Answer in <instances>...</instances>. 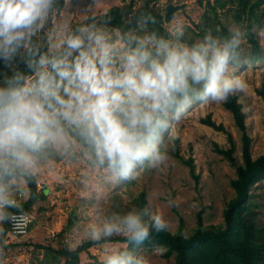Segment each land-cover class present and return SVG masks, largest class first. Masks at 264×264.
Here are the masks:
<instances>
[{"label":"clouds","instance_id":"clouds-1","mask_svg":"<svg viewBox=\"0 0 264 264\" xmlns=\"http://www.w3.org/2000/svg\"><path fill=\"white\" fill-rule=\"evenodd\" d=\"M59 3L0 0V225L21 231L24 213L13 210L28 184L75 161L83 165L81 201L97 203L82 206L86 219L66 242L69 251L114 235L139 245L166 221L147 207L105 212L98 203L105 185L131 178L145 163L161 166L170 121L194 101L225 102L244 90L245 82L228 73L246 28L231 24L227 36L207 29L189 42L183 24L162 33L150 27L148 13L122 29L89 7L95 0H84L75 20L58 18ZM102 259L148 264L126 247H111Z\"/></svg>","mask_w":264,"mask_h":264},{"label":"rangeland","instance_id":"rangeland-1","mask_svg":"<svg viewBox=\"0 0 264 264\" xmlns=\"http://www.w3.org/2000/svg\"><path fill=\"white\" fill-rule=\"evenodd\" d=\"M125 1L131 0H95V4L89 7L98 14ZM156 3L163 14L169 3H186L165 23L167 27L183 24L187 37L193 36L194 30L198 31L196 24L207 8V0H156ZM84 6V0H64L63 7L58 8V18L70 15L75 20L80 17ZM218 13L227 27L231 24L243 26L234 18L231 8H219ZM254 32L264 48V17L260 24L254 26ZM194 37L200 38L197 35ZM249 46L245 36L238 56L240 63L230 64L228 74L236 75L245 82L244 90L237 94L246 113L247 129L252 137V154L257 157L264 151V59L249 63L245 57ZM163 148L167 159L161 166L152 168L145 163L137 166L131 178L105 185V198L98 202L99 206L105 212H124L135 206L134 200L144 194L146 207L152 214L159 211L173 233L187 237L201 227L224 226L226 204L236 195L233 180L237 177L238 167L244 163L243 132L236 126L231 112L223 102L194 101L183 115L170 121L164 133ZM82 167L75 161L61 162L50 172L42 174L37 183L39 188L46 189L47 198L34 203L30 212L35 217V223L30 234L24 238L32 245L14 247L4 258L0 245V264H30L34 245L52 243L57 246V238L54 237L64 227H69L64 234V243L76 239L73 229L86 219L82 206L86 208L97 203L89 201L85 204L80 199L77 181ZM253 191L256 201L263 202L264 179ZM78 209L81 210L80 215L74 214ZM72 215L75 221L70 223ZM111 247L125 245L108 242L91 250L103 257ZM41 252L43 254L44 250ZM45 252L51 263L56 259L65 262L54 253ZM163 252L164 249L157 247H139L133 251L144 256L148 264H174V259L165 258ZM89 260V253L81 254V264H88Z\"/></svg>","mask_w":264,"mask_h":264},{"label":"trees","instance_id":"trees-1","mask_svg":"<svg viewBox=\"0 0 264 264\" xmlns=\"http://www.w3.org/2000/svg\"><path fill=\"white\" fill-rule=\"evenodd\" d=\"M63 5L64 0H60L58 8L61 9ZM226 7L232 9L234 18L246 28V38L250 42L249 51L245 53L247 61L257 63L264 59V48L254 32V26L260 24L264 17V0H207V8L201 15L200 22L196 24L198 31L194 30V35L188 37L189 42L195 40V35L202 37L207 29H211L213 35L227 36L228 27L218 13L219 8ZM103 13L104 16L101 18L106 19L110 27L122 29L131 27L129 21L134 22L135 15L148 13L155 20L150 27L162 33L168 28L165 14L157 6L156 0L125 1L109 7ZM239 63L238 57L231 64ZM223 104L231 112L236 126L243 132L244 158V163L238 167L237 177L233 180L236 195L228 201L224 210V226L201 227L187 237L173 233L168 228L160 231L150 229L149 237L139 245L133 244L124 236L114 235L102 241L84 240L72 251H69L67 244L64 243V234L69 229L64 227L54 237L57 238V246L52 243L34 245L30 264H81L80 256L85 252L89 253L88 264H103L101 254L92 252L91 249L108 242L122 243L132 252L139 247L161 248L164 249L163 256L167 259L173 258L174 264H264V201H256L253 191L264 179V151L257 157L252 154V137L248 133L246 113L238 94L231 95ZM46 198L45 188H39L37 182L29 183L20 209L31 213L34 203ZM146 202L143 194L134 200L133 207L143 209ZM69 220L70 223L74 222V216L72 215ZM28 235H13L10 225H0V245L3 250L1 256L4 258L14 247L32 245L30 241L24 239ZM45 250L63 258L65 262L61 263L56 259L51 263Z\"/></svg>","mask_w":264,"mask_h":264},{"label":"built area","instance_id":"built-area-1","mask_svg":"<svg viewBox=\"0 0 264 264\" xmlns=\"http://www.w3.org/2000/svg\"><path fill=\"white\" fill-rule=\"evenodd\" d=\"M25 200V196L23 198L18 197V201H19V208L18 209H14V211H21L24 213L25 216V222H24V227L21 231H14L11 226H10V231L13 235H17V236H24V235H28L30 233L31 227L34 225L35 223V217L27 212L24 211L21 208L22 203Z\"/></svg>","mask_w":264,"mask_h":264},{"label":"water","instance_id":"water-1","mask_svg":"<svg viewBox=\"0 0 264 264\" xmlns=\"http://www.w3.org/2000/svg\"><path fill=\"white\" fill-rule=\"evenodd\" d=\"M186 3L175 4L169 3L166 6V13H165V22H169L175 15V13L185 7Z\"/></svg>","mask_w":264,"mask_h":264}]
</instances>
